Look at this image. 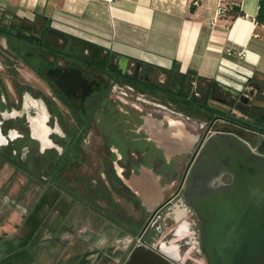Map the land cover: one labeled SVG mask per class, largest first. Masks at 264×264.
Returning <instances> with one entry per match:
<instances>
[{"label":"crops","instance_id":"obj_1","mask_svg":"<svg viewBox=\"0 0 264 264\" xmlns=\"http://www.w3.org/2000/svg\"><path fill=\"white\" fill-rule=\"evenodd\" d=\"M221 1L0 0V21L46 23L117 58L123 55L129 62L152 64L158 79L170 73L181 77L180 82L197 78L235 90L249 80L264 85V24L255 20L258 0H239L238 12L218 16ZM191 107L194 111L196 105ZM218 125L228 126L222 121ZM143 128L165 153L180 151L190 138L193 140L185 125L164 124L151 115L144 117ZM172 141L175 145L168 146ZM94 163L87 175L94 189L87 192L88 204L60 190L55 211L52 204L30 206L26 211L0 207V264H52L56 256L40 261L42 256L36 250L45 247L49 253L47 241L56 236L66 238L65 244L58 246L65 247V260L70 264L121 262L133 237L141 232L136 221L142 213H149L148 205L163 200L165 186L146 165L128 171L118 162ZM97 169L105 184L114 181L115 189L98 184ZM134 203L142 213L133 214ZM147 243L157 245L149 239ZM174 243L169 241L164 250L174 254Z\"/></svg>","mask_w":264,"mask_h":264},{"label":"flooded vegetation","instance_id":"obj_2","mask_svg":"<svg viewBox=\"0 0 264 264\" xmlns=\"http://www.w3.org/2000/svg\"><path fill=\"white\" fill-rule=\"evenodd\" d=\"M8 23L7 28L0 22V26L7 28V34L0 33V160L14 164L30 161L31 169L43 170L50 165L52 156L54 163L67 169L75 159L73 150L85 146L99 156L94 164L118 162L128 171L141 165L151 167L165 186V197L155 213L146 214L141 232L134 237L142 234L146 244L149 239L162 247L176 241L182 248L184 264L194 261L204 264L200 247L195 244L198 222L182 198L186 169L208 127H212L211 132L229 128L242 133L249 141L264 137V107L255 103L264 87L258 85V90L253 89L257 84L247 81L243 88L249 99L243 103L235 89L219 83L205 86L195 82L193 85L192 81L187 86L186 81L180 82L177 78L173 83L184 90H167L168 101L189 112L186 114L184 110L183 115L177 116L112 91L114 82L155 91L165 83L168 89L171 81L167 77L156 79L155 73L150 83L140 81L133 77L130 62L123 72L118 58L110 52L55 31L46 23L14 19ZM34 24L41 29V34H33ZM17 39L29 40L31 44L20 46ZM19 61L36 82L20 78L16 66ZM251 89L253 93L249 94ZM193 105L196 108L191 111ZM147 115L160 118L164 124L181 119L193 140L190 138L180 151L165 153L148 138L143 128ZM240 116L247 120L245 126L242 118L241 121L236 118ZM202 120L205 128L200 127ZM221 121L228 126H219ZM48 170L52 172L53 167L50 165ZM222 180L228 181L229 176ZM128 249L120 264L128 257Z\"/></svg>","mask_w":264,"mask_h":264},{"label":"water","instance_id":"obj_3","mask_svg":"<svg viewBox=\"0 0 264 264\" xmlns=\"http://www.w3.org/2000/svg\"><path fill=\"white\" fill-rule=\"evenodd\" d=\"M128 62L126 56H118L123 72ZM130 64L134 70L133 77L151 82L155 74L152 64L140 60ZM252 87L259 89L258 85ZM253 89L248 90L249 94ZM246 92L243 87L236 90L243 103L249 99ZM236 118L243 119L244 126L248 123L241 116ZM172 122L180 128L185 125L181 119ZM262 138L249 141L242 133L223 128L201 138L192 152L182 184V198L198 222L196 244L200 247L204 264H264ZM167 145L175 144L172 141ZM224 176H229V180L223 181ZM159 204L148 205V212L155 213ZM133 241L135 244L129 246L128 257L122 264H180L176 245L172 248L173 256L162 245L146 244L142 234L133 237Z\"/></svg>","mask_w":264,"mask_h":264},{"label":"rangeland","instance_id":"obj_4","mask_svg":"<svg viewBox=\"0 0 264 264\" xmlns=\"http://www.w3.org/2000/svg\"><path fill=\"white\" fill-rule=\"evenodd\" d=\"M4 24L6 25L7 28L10 27L9 23L5 22ZM32 32L35 35H39L42 33L41 29L37 27V24L32 29ZM4 34H7V32ZM18 41H19L18 43L22 44L20 46L23 47L31 44L29 40L26 41L18 40ZM16 46H19V44ZM1 47L2 45L0 44V49ZM16 66L18 67L17 71L19 73L20 78L27 81L36 82L32 77V73L29 71L27 67H25V65L21 61L17 62ZM156 79H158V77ZM173 81H171V83L169 84L168 89L166 88L167 85H165V83H163V85L160 86L161 89H158L157 91L145 89L144 87L141 86L137 87V89L138 91L144 92L149 100L154 102H159L161 104H166L167 106L177 110L178 112L184 113V110H180L176 108L172 102L168 101L169 92L166 91L168 90V91L176 92L178 89H180L179 84H174ZM192 81L198 84H203L205 86L207 85L206 82L199 80L197 78H194ZM185 83L187 86L191 84L190 81H186ZM255 103L264 106V91L259 92ZM212 105H216V103L214 104L212 102ZM147 106H152V105H147ZM185 112L186 114H189L188 111ZM102 113H103V109L100 111V114ZM234 113L237 114L238 116L240 115L238 111ZM93 150L94 149H88V147L85 146L83 147V149L77 148L76 150H73L72 157L73 158L75 157V159L73 162H71V164L68 166L67 169H64V166L61 167L60 165H59L60 167L58 166V168H55L57 164L54 163L55 158H53L52 156L49 157L50 165L51 167H53L52 172L48 170L50 165L47 168H44L43 170H40V168L38 169L35 168V170H33L31 169L30 161H26V162L19 161L17 165L6 160H0V207L12 206L13 208L18 209L19 211H26L32 206L33 207L35 206L36 208L41 207L43 205L49 207L52 204L51 207H53L52 209L55 211L56 207H59L60 190H63L64 192L68 193L74 198L77 197L80 201H83L84 203L88 204V201H90L89 200L90 197L88 196L89 194L87 192L90 191L91 189L94 191V189L93 187H91L92 182L87 177L88 171L89 174H91V169H93L92 168L93 166L92 164L88 165L87 160L92 159V161H96V159H98L99 157L97 156V153L94 152ZM76 171L78 172L77 174H75ZM97 174L98 175H96V180L102 188H106L109 190L108 186H110L111 189H115L116 184L114 183V181L113 182L108 181V184H105V182L102 180V177H100L98 169H97ZM50 197L52 198L51 200L55 198V201H50V199H48ZM46 201H47V205H46ZM133 207H134L133 214L134 212H141L139 205L137 203H134ZM131 216L132 218H134V215ZM144 218L145 215L142 213V215L136 221V226L141 230L143 228ZM115 220L117 221V224L120 223L117 218H115ZM165 231H167V228L165 229ZM47 242H48L47 244H49L47 248L49 249V253L45 252L44 250L45 247L44 248L42 247L40 249L37 248L38 250H36V251H40V254L42 256L40 258V261L42 260V258L43 260L45 259L52 260V258L56 256V259L52 262V264H70L65 260V252H66L65 247L61 248L60 246H58V244H65L66 238L59 240L58 237L56 236L54 239H49V241ZM48 254L49 256L47 257L44 256ZM25 257L23 256V258ZM45 264H48V262L46 261ZM105 264H109V263H105ZM116 264H120V263H116Z\"/></svg>","mask_w":264,"mask_h":264},{"label":"built area","instance_id":"obj_5","mask_svg":"<svg viewBox=\"0 0 264 264\" xmlns=\"http://www.w3.org/2000/svg\"><path fill=\"white\" fill-rule=\"evenodd\" d=\"M106 1H112V0H106ZM232 5L233 6H239V0H236L234 2H228V1H224V0L221 1L220 4H219V7H218L217 15L218 16L226 15L228 13V8L230 6H232ZM226 51H227V53H230V50L229 49H226ZM192 84L194 85L195 82L192 81ZM112 91L115 92V93L124 95V96H126V97H128V98H130V99H132V100H134V101H136L138 103H140V104H143V105H152V106L161 108L163 110H168V111H170L171 113H173V114H175L177 116L183 115L181 112H178L177 110H175V109L167 106L166 104H161L159 102H154V101L149 100L146 97V95H145L144 92L138 91V89H136L134 87V85H132V84H120L118 82H114L112 84ZM185 117L188 118L187 115H185ZM199 124H200V127L201 128H205L206 127L204 121L203 122H200ZM211 128L208 127L206 129V132H205L204 136H206V135H208V134L211 133V130H212ZM196 241L197 240H195V244H196ZM165 245H166V243H165ZM175 245L177 246V251L176 252H177V254L180 257V264H184V262L181 259L180 244L178 242L174 243L173 246H171V249L174 248ZM171 255L175 256V253L174 254H171ZM191 264H199V263L194 261V262H191Z\"/></svg>","mask_w":264,"mask_h":264},{"label":"trees","instance_id":"obj_6","mask_svg":"<svg viewBox=\"0 0 264 264\" xmlns=\"http://www.w3.org/2000/svg\"><path fill=\"white\" fill-rule=\"evenodd\" d=\"M228 11L229 12H232V13H236L239 11V8L237 6H230L228 8ZM255 20L257 21V23H261V24H264V0H258V8H257V13H256V16H255ZM7 32V29L3 26H0V33L1 34H4ZM167 78L169 79V81H173V80H177V75H171L170 73H167ZM193 79L190 78L189 80L188 79H184V82L185 81H192ZM257 85H260L261 87H264V85L262 84H258ZM181 88V87H180ZM182 90H184L183 88H181ZM180 107H183L182 105H180ZM59 166V163L57 162L56 164V167L55 168H58Z\"/></svg>","mask_w":264,"mask_h":264},{"label":"bare ground","instance_id":"obj_7","mask_svg":"<svg viewBox=\"0 0 264 264\" xmlns=\"http://www.w3.org/2000/svg\"><path fill=\"white\" fill-rule=\"evenodd\" d=\"M150 131V130H149Z\"/></svg>","mask_w":264,"mask_h":264}]
</instances>
